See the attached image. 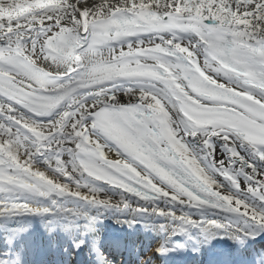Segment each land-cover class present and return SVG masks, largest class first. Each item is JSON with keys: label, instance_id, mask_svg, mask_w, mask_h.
I'll return each mask as SVG.
<instances>
[{"label": "snow or ice", "instance_id": "obj_1", "mask_svg": "<svg viewBox=\"0 0 264 264\" xmlns=\"http://www.w3.org/2000/svg\"><path fill=\"white\" fill-rule=\"evenodd\" d=\"M121 93L137 102L121 103ZM213 137L229 149L227 163ZM188 138L205 145L207 163ZM237 141L264 161V0H0V193L127 208L101 198L94 185L106 183L264 226V169ZM52 211L0 200V215ZM207 223L250 235L236 223Z\"/></svg>", "mask_w": 264, "mask_h": 264}, {"label": "bare ground", "instance_id": "obj_2", "mask_svg": "<svg viewBox=\"0 0 264 264\" xmlns=\"http://www.w3.org/2000/svg\"><path fill=\"white\" fill-rule=\"evenodd\" d=\"M87 2L89 6H92L99 4L100 1L87 0ZM128 86L131 85H118V87ZM119 98L121 101L137 100L136 97H128L123 93ZM48 118L50 117L41 119ZM188 143L194 154L207 163L208 160L205 158L208 149L205 145L195 142L193 138H188ZM213 143L216 158L223 159L227 163L231 157L225 142L213 137ZM235 146L245 160L255 163L257 168L264 169V161L258 159L246 144L237 141ZM61 155L68 161L72 159L70 152H64ZM109 155L116 158L114 154ZM34 163L37 167H41V170L47 168L44 158L38 157ZM234 171L240 176L241 186L244 187L247 180L239 171V165ZM48 174L51 176L50 172ZM211 174L214 179L224 185L227 192L234 190L231 182L224 176L215 172ZM61 182H67V178H61ZM94 186L101 190V198H110L114 202L125 199L129 206L127 208L99 206L78 199L60 196L44 197L35 193H0V200L6 202L22 198L30 206L54 209L49 213L0 215L2 264H16L21 261L19 258L28 259L29 251H23L19 257L12 250L16 245L23 247L29 245L31 238L38 240L41 244L38 259L47 258L52 253L57 256L56 264H62L63 261L58 250L51 248H58L62 244L75 257L74 264H86L87 261L80 254H86L87 250L84 248L80 251L79 242L87 241L89 238H93L97 244L100 243L101 247H108L112 256L117 258L116 255H122L121 260L125 264H164L163 256L169 253L177 255L175 264H262V261L264 262V257L260 253L261 244L257 245L255 241L256 234H262L264 237V226L259 223L238 217L237 214H221L216 209H210L211 207L194 208L178 205L167 199L142 201L99 184ZM87 191L82 189L84 193ZM53 200L56 201L55 204ZM256 206L260 207L259 203H256ZM65 208L74 211L65 212L63 211ZM141 208L174 209L177 215H160L153 211L142 212L139 211ZM184 215L190 216L198 223L184 225L180 219V216ZM208 221L236 223L250 235H241L237 238L225 230L210 227ZM181 226L187 230L179 231ZM24 238L26 239L22 241ZM141 253L145 255L140 256ZM63 264H69V262Z\"/></svg>", "mask_w": 264, "mask_h": 264}, {"label": "rangeland", "instance_id": "obj_3", "mask_svg": "<svg viewBox=\"0 0 264 264\" xmlns=\"http://www.w3.org/2000/svg\"><path fill=\"white\" fill-rule=\"evenodd\" d=\"M100 1V0H99ZM257 235V234H256ZM256 235H255V237H256ZM259 235H261V237H256V238H261L260 240H255L256 242H257V245L258 244H261V248H264V237L262 236V234H259ZM60 247L59 248H61V249H65V246L62 244V245H59ZM136 249V248H135ZM14 251L15 252H17V253H19V251H20V248H17L16 250L14 249ZM70 253V252H69ZM146 253V252H145ZM145 253H141L140 254V256L142 255H145ZM106 260L107 261H110L111 260V257L110 256H106Z\"/></svg>", "mask_w": 264, "mask_h": 264}]
</instances>
